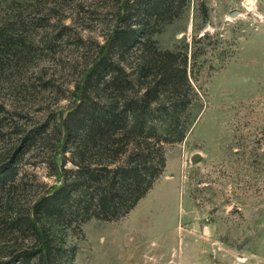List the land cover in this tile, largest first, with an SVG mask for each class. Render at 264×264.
<instances>
[{
    "label": "rangeland",
    "instance_id": "1",
    "mask_svg": "<svg viewBox=\"0 0 264 264\" xmlns=\"http://www.w3.org/2000/svg\"><path fill=\"white\" fill-rule=\"evenodd\" d=\"M32 1L0 0V8ZM64 18L31 28L33 44L11 58L3 76L18 88L2 93L11 106L0 113V164L10 143L52 128L79 100L88 46L104 42L109 32L110 23L78 20L71 10ZM154 38L161 50L188 51L195 65L203 98L192 109L194 123L184 141L167 146L164 173L121 222L92 219L69 238V264H160L154 258L171 246L170 261L177 264L182 237L187 264H194L195 255L208 259L216 243L226 244L232 251L223 252L238 263L247 244L264 242V0H190L181 17ZM40 151L26 153L23 171L36 164L39 177L53 184L57 179L48 176L43 159L51 152L31 157Z\"/></svg>",
    "mask_w": 264,
    "mask_h": 264
},
{
    "label": "trees",
    "instance_id": "2",
    "mask_svg": "<svg viewBox=\"0 0 264 264\" xmlns=\"http://www.w3.org/2000/svg\"><path fill=\"white\" fill-rule=\"evenodd\" d=\"M189 2L33 0L0 8V113L11 106L3 90L18 88L3 76L11 58L33 44L31 28L63 21L68 10L78 20L110 23L104 42L96 39L88 46L79 100L52 128L24 134L5 151L0 264H69L71 236L83 233L92 219L125 217L164 173L167 146L186 139L203 93L188 51L161 50L154 36L181 17ZM40 148L31 157L51 152L43 159L48 176L57 179L53 184L39 177L36 164L23 171L26 153Z\"/></svg>",
    "mask_w": 264,
    "mask_h": 264
},
{
    "label": "crops",
    "instance_id": "3",
    "mask_svg": "<svg viewBox=\"0 0 264 264\" xmlns=\"http://www.w3.org/2000/svg\"><path fill=\"white\" fill-rule=\"evenodd\" d=\"M179 212H180V206L178 208L176 215ZM125 217H123L122 219H124ZM122 219L117 220V221H112V222H116V223L121 222ZM176 224H178V223H176ZM176 231H178L177 225L174 226V234L176 233ZM177 239H178V237H177ZM186 240H187L186 237H182L181 242H177V244L174 243V244H176V247L178 250L177 264H187L186 261H187L188 255H190V254H188V247H187ZM171 247L169 249L170 250L169 253H167V254L163 253L161 258L159 257V259H157L155 257L154 261L158 262L160 264H176L175 262L171 263V261H170L171 252H172ZM223 250L232 251L230 248L228 249V246L226 244L216 243L215 245L210 246V248H209L210 252H209L208 259L207 258L204 259L202 256L198 258L195 255V257L193 259V263L194 264H264V242H258L256 244L255 243L254 244H247L242 249L244 256L237 257L238 263L235 262L234 260L229 261L232 257L228 253H224ZM126 262H130V264H135L134 259H131L130 261H126ZM189 264H192V262Z\"/></svg>",
    "mask_w": 264,
    "mask_h": 264
},
{
    "label": "water",
    "instance_id": "4",
    "mask_svg": "<svg viewBox=\"0 0 264 264\" xmlns=\"http://www.w3.org/2000/svg\"><path fill=\"white\" fill-rule=\"evenodd\" d=\"M248 2H250V0H248ZM199 157H201L200 154H198L197 156H195V157L193 158V160L196 161Z\"/></svg>",
    "mask_w": 264,
    "mask_h": 264
}]
</instances>
